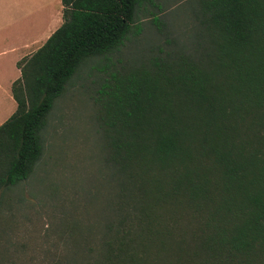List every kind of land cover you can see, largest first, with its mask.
<instances>
[{"label":"trees","instance_id":"trees-1","mask_svg":"<svg viewBox=\"0 0 264 264\" xmlns=\"http://www.w3.org/2000/svg\"><path fill=\"white\" fill-rule=\"evenodd\" d=\"M177 1L61 0L59 27L17 62L0 124V264H31L6 242L10 208L26 204L14 189L54 99L97 60L99 177L76 181L43 233L59 241L44 251L53 264H264V0Z\"/></svg>","mask_w":264,"mask_h":264},{"label":"rangeland","instance_id":"rangeland-1","mask_svg":"<svg viewBox=\"0 0 264 264\" xmlns=\"http://www.w3.org/2000/svg\"><path fill=\"white\" fill-rule=\"evenodd\" d=\"M177 2L169 0V6ZM100 64L97 60L93 66H83L78 76L68 79V90L54 99L42 132L40 158L27 180L14 189L26 204L10 208L13 222L5 230L10 235L6 242L15 247L26 244L20 259L31 264H53L54 255L44 251L59 241L43 233L71 208L79 192L75 182L85 188L87 179L99 177V146L92 117L95 105L89 95L103 75L96 68Z\"/></svg>","mask_w":264,"mask_h":264},{"label":"crops","instance_id":"crops-1","mask_svg":"<svg viewBox=\"0 0 264 264\" xmlns=\"http://www.w3.org/2000/svg\"><path fill=\"white\" fill-rule=\"evenodd\" d=\"M61 0H0V124L14 111L17 62L36 51L62 22Z\"/></svg>","mask_w":264,"mask_h":264}]
</instances>
